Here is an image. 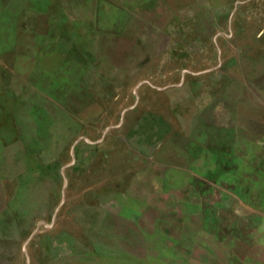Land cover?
Wrapping results in <instances>:
<instances>
[{
    "label": "rangeland",
    "instance_id": "obj_1",
    "mask_svg": "<svg viewBox=\"0 0 264 264\" xmlns=\"http://www.w3.org/2000/svg\"><path fill=\"white\" fill-rule=\"evenodd\" d=\"M33 1L0 8V264H264V0Z\"/></svg>",
    "mask_w": 264,
    "mask_h": 264
},
{
    "label": "crops",
    "instance_id": "obj_2",
    "mask_svg": "<svg viewBox=\"0 0 264 264\" xmlns=\"http://www.w3.org/2000/svg\"><path fill=\"white\" fill-rule=\"evenodd\" d=\"M11 1V0H10ZM37 0H34L33 2H36ZM63 1V0H62ZM65 1V0H64ZM9 0H0V8H12L13 5H8ZM132 0H129L128 3L126 4H121L119 7L118 2L115 0H78V6L74 5V1L73 4L72 3H65V6L67 4V8H75V6H77V8H138L134 5V2H132ZM38 3V1H37ZM35 4V7L39 4L40 8H52V6L54 5V0H40V2L38 4ZM71 5V7H70ZM38 7V6H37ZM16 8V7H13ZM19 8V7H18ZM40 55L36 54L33 57H31V60L33 61V63L36 64V66L39 65L40 63ZM23 61V62H22ZM26 63V61L21 60L20 62V66L15 64V67H23V65ZM27 66L30 65L29 62L26 63ZM32 65V64H31ZM30 65V66H31ZM66 85L67 86V82L66 80L64 81V77L62 80V85ZM228 101H230L229 97H227ZM189 139V138H188ZM170 140V139H168ZM166 142V145L170 144V141ZM190 142V147L193 149V151L196 153L195 157L193 160H191L190 162H192L193 164H195L196 166H198L200 163L205 164L206 168H207V174H210V177L214 180L213 182L218 184V182L221 181H229V179H237L235 181H238L239 183L241 182H255L256 178H260L262 177V175L260 173H258L256 167L253 168V171H251L249 173V171L246 170L245 166H239L237 165L236 168H233L232 166L235 165L233 162L231 163L229 160V152H228V148L226 146V148L223 147V144H219V143H208L206 142V140L203 139V137H193L192 139H189ZM226 150V151H225ZM217 155V159H214L212 161L211 159V155ZM157 159L158 164H163L166 165V173L165 176L162 177L164 178L163 180V184H166L167 186H169V188H183V190H196V188L199 187H205L206 186V181L204 180L205 177L207 176H201L203 173L198 172V170H196L197 172H195V174L198 175V177H195V179H192L187 175L188 171H184V170H175L173 168H171V164H177L174 160L170 161L167 159V157H163V156H159ZM167 159V160H166ZM214 166V168H213ZM212 167V168H211ZM176 171V173H178V178H180V175L185 176V179H180L179 182L178 181H174L173 180V175L171 174L172 172ZM193 174V172L191 173L190 171V176ZM223 176L226 177L223 178ZM190 178V179H189ZM254 178V180H253ZM191 182H193L194 185L191 184ZM246 184V183H245ZM213 186V185H212ZM215 188V186H213ZM235 187H232V189ZM199 193V192H198ZM234 195V194H233ZM235 197V196H234Z\"/></svg>",
    "mask_w": 264,
    "mask_h": 264
}]
</instances>
